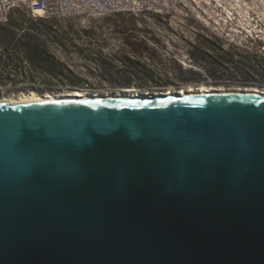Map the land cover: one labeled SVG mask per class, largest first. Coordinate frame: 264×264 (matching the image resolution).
Masks as SVG:
<instances>
[{
    "label": "water",
    "instance_id": "95a60500",
    "mask_svg": "<svg viewBox=\"0 0 264 264\" xmlns=\"http://www.w3.org/2000/svg\"><path fill=\"white\" fill-rule=\"evenodd\" d=\"M0 264H264V95L0 103Z\"/></svg>",
    "mask_w": 264,
    "mask_h": 264
},
{
    "label": "trees",
    "instance_id": "16d2710c",
    "mask_svg": "<svg viewBox=\"0 0 264 264\" xmlns=\"http://www.w3.org/2000/svg\"><path fill=\"white\" fill-rule=\"evenodd\" d=\"M12 10L7 23L0 25V89L8 85L20 90L24 85L33 91H64L62 86L79 89L92 79L117 88L147 91L143 86L159 72L162 62L148 47L142 30L115 32L116 47L98 29ZM210 50L218 51V56ZM187 56L195 65L211 64L222 72L236 70L248 78L264 75V69L247 63L231 49H223L208 36L190 46ZM193 75L191 70H180L181 82Z\"/></svg>",
    "mask_w": 264,
    "mask_h": 264
},
{
    "label": "rangeland",
    "instance_id": "374dc122",
    "mask_svg": "<svg viewBox=\"0 0 264 264\" xmlns=\"http://www.w3.org/2000/svg\"><path fill=\"white\" fill-rule=\"evenodd\" d=\"M25 13L28 10L25 6H17L13 8L12 12ZM156 16L157 19H154ZM48 20H56L60 24L70 22L76 27H90L91 29H98L103 34L102 37L109 39V41L117 47L115 32H122L123 29L130 31L142 30V35L146 36L148 47L155 50L161 64L159 63V72L154 79L143 86L144 90L140 91L137 87L128 89L117 88L107 83L98 80L85 81L79 89H68L67 86H62L64 91H33L26 89L22 85L20 90H14L10 86L5 89H0V98L18 96L20 94H27L34 92L38 94H67L73 91L86 92L90 94L114 95V94H159V93H180L182 90L198 89L200 86L209 88H243L253 89L257 88L263 91L259 86H252L245 84L251 82L250 78L243 76L242 73L236 70H214L211 64L206 63V66L195 65L187 56V51L190 46L195 43L200 44L201 38L208 36L203 28L187 17L179 10L173 11L170 15L162 16L156 14H120L105 17H88L77 16L72 18H45ZM155 40L157 42H155ZM116 49V48H115ZM210 52L218 56V51ZM191 70L194 75L191 80L181 82L180 70ZM81 71V70H80ZM83 72V71H81ZM260 80V78H258Z\"/></svg>",
    "mask_w": 264,
    "mask_h": 264
},
{
    "label": "built area",
    "instance_id": "2783aa9c",
    "mask_svg": "<svg viewBox=\"0 0 264 264\" xmlns=\"http://www.w3.org/2000/svg\"><path fill=\"white\" fill-rule=\"evenodd\" d=\"M20 5L33 17L59 19L167 16L179 10L223 49H231L247 63L264 69V0H0V25L7 23L11 10Z\"/></svg>",
    "mask_w": 264,
    "mask_h": 264
},
{
    "label": "bare ground",
    "instance_id": "6f19581e",
    "mask_svg": "<svg viewBox=\"0 0 264 264\" xmlns=\"http://www.w3.org/2000/svg\"><path fill=\"white\" fill-rule=\"evenodd\" d=\"M240 92V93H256V94H263L264 95V90L261 91L257 88L254 89H241V88H237V89H231V88H209L206 86H200L198 87V89H190L189 90H182L180 92L181 95L183 94H192V93H201V92ZM169 94H171L172 92H168ZM118 96H123V95H127V96H131L134 94H117ZM86 96H105V95H101V94H90V93H86V92H80V91H73L67 94H53V93H46V94H38V93H34V92H29L27 94H20L18 96H10V97H4V98H0V103H13V102H18L21 100H30V99H42V100H49V99H68V98H76V97H86Z\"/></svg>",
    "mask_w": 264,
    "mask_h": 264
},
{
    "label": "flooded vegetation",
    "instance_id": "af4514ba",
    "mask_svg": "<svg viewBox=\"0 0 264 264\" xmlns=\"http://www.w3.org/2000/svg\"><path fill=\"white\" fill-rule=\"evenodd\" d=\"M260 78V80H258ZM251 82H246L245 84L247 85H252V86H259L260 88L264 89V75L263 76H252L250 77Z\"/></svg>",
    "mask_w": 264,
    "mask_h": 264
}]
</instances>
